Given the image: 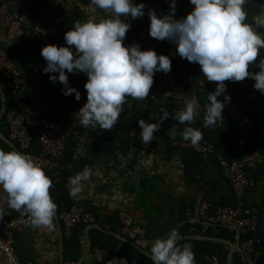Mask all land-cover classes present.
I'll use <instances>...</instances> for the list:
<instances>
[{
  "label": "clouds",
  "instance_id": "obj_1",
  "mask_svg": "<svg viewBox=\"0 0 264 264\" xmlns=\"http://www.w3.org/2000/svg\"><path fill=\"white\" fill-rule=\"evenodd\" d=\"M108 15L100 20L76 21L64 33V44L49 43L41 48L46 61L42 69L50 73L49 79L63 85L64 95L80 91L69 85L68 74L83 72L88 79L84 84L86 102L74 113L85 128L110 131L118 122L127 98L143 100L149 96L154 83V73H168L171 59L152 49H142L138 42L125 45L131 20L145 15L143 0H91ZM194 6L186 16L176 18V0H170L167 13L158 14L149 9V35L156 40H167L176 45L181 58L198 63L201 73L209 82H216L209 92L205 106L204 127H215L223 116L225 103L230 100L225 81L238 82L245 78L254 80L253 87L264 94V14L247 21V0H190ZM260 56L257 62V56ZM258 67V71L250 70ZM58 73V75H57ZM224 93V99L218 97ZM5 96L0 93V110ZM170 113L162 109L157 122L139 119L140 139L145 145L155 139L154 133ZM200 115V105L195 98L172 113L180 124H188L180 135L184 141L196 146L203 134L191 126ZM175 135V130L171 133ZM87 166L68 179L69 196L77 198L90 179ZM52 181L43 167L30 154L0 148V188L6 194L7 206L30 216L33 228L53 229L57 204L50 195ZM7 214L0 207V219ZM181 238L179 228H172L165 237H157L148 252L153 264H196L192 245L177 243ZM108 264H128L125 257H113Z\"/></svg>",
  "mask_w": 264,
  "mask_h": 264
},
{
  "label": "crops",
  "instance_id": "obj_2",
  "mask_svg": "<svg viewBox=\"0 0 264 264\" xmlns=\"http://www.w3.org/2000/svg\"><path fill=\"white\" fill-rule=\"evenodd\" d=\"M3 2L4 0L1 1L0 5ZM7 2V7L10 11L15 9L18 5L16 0H8ZM135 2L139 3L140 0H135ZM143 2L145 4V15L142 18L131 20V27L127 31L123 41L125 45H128V43L132 44L138 42L144 37L145 33L143 32V28L146 29L150 25V19L147 15L149 9H154L158 14L167 13L169 11L170 0H143ZM48 5L51 8L52 3L49 2ZM193 7L194 6L190 3V0H176V18L186 16ZM95 8L100 12H103V10L98 9L97 7ZM249 8L247 21L253 22L254 16L264 14V0H250ZM60 9H62V7H60ZM63 14L64 18H61L62 22L60 24L68 27L69 29L74 22L87 21V18L91 16L87 9L83 6H81V8L78 6H76V8L72 7L68 13L64 10ZM32 22L36 24L33 20ZM36 25L40 26V28L44 31L46 30V34L49 39L48 42H46L44 36L35 33L31 28H28L21 23H16L8 30L5 47L9 50L11 57L19 69L26 72H35L40 74L43 72L42 69L46 66V61L41 55V46L55 42L51 41L46 24L37 23ZM130 39H132L133 42L126 43L127 40ZM163 43H168L172 52L181 59L180 79L175 86V91L177 90L179 94L176 96L175 100L181 109L185 106L186 101L192 98L197 100V92L198 90L205 88L204 85L207 80L203 73H201L200 65L198 63L189 62L186 58H181L176 51V45L174 43L167 40H163ZM71 77V86L76 87L81 94L79 101L75 99L74 93L69 96L70 102L74 105L73 108L76 113L86 102L87 97L84 84L88 77L83 72L71 73ZM165 80H167V82H165ZM169 80V72L166 74L159 71L155 72L154 83L151 89L156 88L166 91L169 87ZM225 113H227V111L224 107L223 114ZM201 114L202 110L200 109V115ZM61 115L65 116V113L62 112ZM139 119H144L146 122H150L151 114L149 111L140 108L133 101V99L129 97L127 98V102L123 105V111L120 114L117 124L110 131L103 130L99 128V126L95 129L83 127V130L80 133L76 131L81 135L84 143L83 149L79 152L77 162L73 167L74 174L82 171L83 168L87 166L91 169V176L90 179L85 182L83 192L74 199L87 201L89 207L94 206L98 208L99 212L102 214H111L115 211H120L122 219L126 220L127 224L131 221L144 223L149 217L156 218L158 216V212L150 207V204L154 203L158 206L162 204V211H166L162 220V222L165 223V221L169 219L178 221L181 217L180 208L186 205H188V208L197 198L210 200L214 203L217 200L225 199L234 193L229 179L228 161L223 160V158L214 151L209 153L207 157L202 158L206 162V167L201 169L195 175L194 179L187 183L184 178L179 159H174L171 162L165 161L162 159V155L158 153L161 149V146L158 144L161 140L160 136L145 145L144 150L147 156H145L146 165L143 166V177H141L138 173V171L141 170V164H139V161L138 164L134 163L133 165L129 164L123 167V162L121 163V161H125L126 159H135V156L137 155L136 152L140 153L144 151L140 146L134 147L132 149L135 153H133L131 149L128 157L122 155L123 153L121 151L123 144L130 142V140L134 141L133 138L135 134L141 131L138 124ZM1 120L0 148H3L5 151L13 150L15 148H13L5 140V137L9 140H11V138L9 136L6 123L5 125H2ZM73 121V126H76V123H79V120L75 117ZM68 123L69 122H67V124ZM1 140L10 145L12 149L5 146ZM21 151L23 152V150ZM153 156L160 159L164 165L155 173L153 171L151 172L150 165V158ZM168 168L170 171L177 170V172H181L182 177H180L179 180L175 178L170 179L168 175L170 171L168 172ZM121 171H125L124 176H122ZM157 173L161 174L159 178L160 184L157 189L158 193H153L152 189L155 187L153 179ZM249 174L251 184L247 190L246 201L252 206L261 205L264 202V183L254 184L252 180L253 171H250ZM169 184L176 188L174 195L178 198H175L172 201H164V198L166 197L164 190H166V187L169 186ZM94 188L100 190L94 191ZM142 188L147 189L143 195ZM166 202L168 203L167 205ZM167 208H170L171 210L168 212ZM11 214L13 216L22 215L21 212L14 209H11ZM259 219L261 220V225L264 227V210L262 211L261 218L259 217ZM54 224L55 227L53 229H48L46 227L33 228L29 224L16 232L15 248L17 254L23 262H31L32 264H62L60 238L56 219ZM181 224L182 223L178 222L175 227H179ZM99 226L102 229H105L100 224ZM83 243L82 253L86 248L85 231ZM95 249L92 251L91 247L90 252L84 257L81 264H99L94 257ZM102 250L109 252L105 249ZM109 253L115 254L116 252ZM77 262H66L64 255L63 264H77Z\"/></svg>",
  "mask_w": 264,
  "mask_h": 264
},
{
  "label": "trees",
  "instance_id": "obj_3",
  "mask_svg": "<svg viewBox=\"0 0 264 264\" xmlns=\"http://www.w3.org/2000/svg\"><path fill=\"white\" fill-rule=\"evenodd\" d=\"M2 0H0L1 3ZM57 2L62 9L69 8L71 5L77 4L83 6L84 8L91 6V0H22L24 6V12H26L30 18L37 24H46L48 33L50 35L51 41L55 42L56 45L64 44V33L69 29L64 25L56 22L55 13L52 16H49V2ZM250 7V4H249ZM60 9V11L62 10ZM250 9V8H249ZM99 13V20L108 15V13L103 14ZM260 33L264 34V28H258ZM142 49L150 48V44L153 45V48L157 54L168 55L171 59V70L169 71V87L168 92L162 91L161 93H154L150 90L149 96L143 100H134L133 101L142 109L149 111L151 114L150 122H157L162 115V109H167L170 113L169 117L162 121L161 127L158 131L154 133L155 138L161 137L159 141V146L161 149L158 151L162 155V159L165 161H173L174 159H179L181 164V169L184 174L186 182H190L194 179L195 175L203 168L206 167V162L200 154L194 151L191 147L182 145L184 141L180 135L181 130L189 126L186 124H180L178 121L172 118L171 114L180 109L176 103L175 98L169 94L172 93L175 86L180 79V64L181 59L176 56L168 43H163V40H156L149 35V26L145 29L144 37L138 41ZM44 46V45H43ZM42 48V46H41ZM41 50V49H40ZM261 55L264 56V50L261 51ZM257 62L260 59V56H257ZM250 70L258 71V67H252ZM45 79V85L43 86V93L46 98L52 101L55 112L56 120H66L69 122L70 129L72 130L71 135L68 139L67 149L63 157L54 161L50 168L44 169L45 173L50 177L52 181L51 191L53 197L55 198V203L57 204V212L60 214L62 210L70 208L72 205H82L86 210L92 212L95 216V222L100 224L105 229L110 230L113 233L123 235L122 229L127 225L126 220H123L121 217L120 211H115L111 214H102L99 212L98 208L94 206H88L87 201L85 200H76L69 196L68 188V179L74 175V165L77 162V158L74 156V146L77 142L76 135L73 132L78 131L79 133L83 130V126L79 123H76V126H73L74 120V108L73 104L70 102V95H64L61 91L63 85L58 81L53 83L49 79L50 73L41 72ZM58 75V73H57ZM4 88L7 94L8 107L7 110L12 108H20L23 103L26 101L23 94L20 93V90L14 88V86L0 74ZM69 85L71 86V73L68 74ZM226 93L230 94L237 101H241L249 107V113L257 118L259 117L260 123L258 126L250 132L246 141L240 145L237 134L234 130V124L229 117L228 112L222 116L220 120L217 121L215 127H204V115H205V106L209 103L208 95L210 91H213L216 87V82H205V88L200 89L197 92V100L202 110V114L192 122L191 126L194 128H199L202 131L203 139H206L214 147V152L218 154L223 160L231 163L234 160H239L245 155L252 152H259L263 155V162L256 165L253 169V182L254 184L264 183V134L261 137V128L264 127V94L253 87L254 80L252 78H245L242 81L232 82L225 81ZM65 113V116L61 115ZM5 117L3 116L1 122L2 125H5ZM73 119V120H72ZM175 130V135L171 133ZM36 135V134H35ZM134 141L126 142L121 147L122 155L125 157L129 156V151L134 147H141L142 150L145 149V144L141 143L140 131L137 132L134 136ZM154 140V139H153ZM2 143L8 148L12 149L10 145L1 140ZM13 141V140H12ZM18 147V143L13 141ZM239 146V147H238ZM40 149V143L38 136H35L34 143L30 152H38ZM28 151H23L27 154ZM132 152L134 150L132 149ZM138 153V152H136ZM133 162L135 160L133 159ZM136 163V162H135ZM122 176H124L125 171H121ZM250 175V174H249ZM160 177L154 176L153 184L154 188L153 193H158V185L160 184ZM149 190V189H148ZM142 195L147 191L146 188H142ZM168 203L166 202V205ZM218 206H229L236 204V196L234 193L229 195L225 199H219L213 203ZM187 206L180 208L181 217L176 220H166V223H163V216L166 211H162L161 207L156 204H150V207L155 209L158 212L156 218L149 217L146 219V222H136L131 221L129 224L131 226L139 225L142 227L143 232L134 234V235H123L128 238L130 241L136 245L144 248L149 252L152 242L157 237H165L167 232L172 228L177 226V223H182L179 225V232L181 236L191 235V234H203L208 237L220 238L223 240L230 241L235 244L234 236L231 232L223 227L210 228L209 230L202 233L200 228L192 230L191 226L186 222L185 211ZM258 210V215L261 218V213L264 210V202L261 205L255 206ZM168 212L171 210L167 208ZM261 220L259 219L258 226V236L260 237V242L258 248L261 251V254L264 258V227L261 225ZM89 223L80 222L76 224L72 229V234L69 237H64V255L66 262L76 263L79 260V257L83 251V236L86 226ZM92 239V251L99 247L105 249L109 252H116L115 254L120 257H125L130 264H153L150 257L142 252L136 245L124 242L119 239L117 236L104 232L100 229H91L90 231ZM150 240V242H149ZM179 245L185 243L191 244L192 249L195 253L196 264L204 263V256L208 253H214L220 258V264H227V258L230 251V246L226 243L216 241V240H200V239H182L177 241ZM233 264H242L241 258L237 251L234 253Z\"/></svg>",
  "mask_w": 264,
  "mask_h": 264
},
{
  "label": "built area",
  "instance_id": "obj_4",
  "mask_svg": "<svg viewBox=\"0 0 264 264\" xmlns=\"http://www.w3.org/2000/svg\"><path fill=\"white\" fill-rule=\"evenodd\" d=\"M7 1L4 0L0 5V74L15 89L20 90L26 101L20 108L7 110L5 122L11 140L16 141L23 151L31 149L35 136H38L40 149L36 153L28 151L27 154H30L43 169H47L54 161L63 157L72 130L66 121L55 119L53 103L43 93L44 77L39 73L19 69L5 47L8 30L16 23L31 28L35 33L44 36L46 42L49 41L46 30L34 24L30 16L24 12L22 0H16L18 5L11 11L7 7ZM249 4L250 0H247L245 7L248 14ZM218 99L223 100L224 93ZM225 108L234 124L239 144L242 145L261 119L253 117L249 113V107L232 96L225 103ZM73 133L77 139L73 148L74 156L77 158L83 149L84 140L78 132ZM263 134L264 127L261 128V137ZM183 145L191 147L202 158L214 151L213 145L206 139H202L196 146H192L189 142H184ZM262 162L263 155L259 152H252L228 164L229 179L236 196L235 205L218 206L210 200L197 198L185 211L186 222L192 230L200 228L204 233L210 228L223 227L231 232L242 264H264V258L258 248L260 242L257 231L258 210L246 201L247 190L251 184L249 172ZM0 207H3L7 213L3 219H0V264H32L23 262L15 248V234L30 224V216L27 214L13 216L11 208L7 206L6 194L2 188H0ZM59 218L63 226L64 237H69L73 227L80 222L89 224L95 222L94 214L81 205H72L62 210ZM142 232V227L138 225L127 224L122 229L123 235ZM94 257L99 264H108L113 257L119 259L115 254L99 248L95 249ZM203 264H220V258L214 253L205 254Z\"/></svg>",
  "mask_w": 264,
  "mask_h": 264
},
{
  "label": "rangeland",
  "instance_id": "obj_5",
  "mask_svg": "<svg viewBox=\"0 0 264 264\" xmlns=\"http://www.w3.org/2000/svg\"><path fill=\"white\" fill-rule=\"evenodd\" d=\"M52 3V5H51V8H50V10H49V15L50 16H52L54 13H55V20H56V22H58V23H61L62 22V20H61V18L63 19L64 18V14H63V11L65 10L67 13L69 12V10H70V8H76V7H74L75 5H71V6H69V8H64V10H61L60 11V5L57 3V2H55V1H52L51 2ZM76 6H78V7H80L81 8V5H79V4H77ZM96 6H94L93 4H91V6L90 7H87L86 9H87V11L90 13V15L91 16H89V18H87V20H99V13L97 14V11L98 12H100L99 10H97L96 8H95ZM99 9V8H98ZM101 13H103V14H106L104 11L103 12H101ZM143 32L145 33V29L143 28ZM142 32V34L144 35V33ZM143 35H141V36H143ZM141 39V38H140ZM132 39H130V40H127V42L126 43H128V42H133V40L131 41ZM127 45V44H126ZM128 45H129V43H128ZM150 48H153V45L152 44H150V46H149ZM165 82H167V80H165ZM152 92H154V93H160L162 90H160V89H150ZM165 90V89H164ZM167 92H168V88H167V90H166ZM169 94H171L174 98H176V96H178L179 94H178V92H177V90L175 91V88H174V90H173V92L172 93H169ZM139 153V152H138ZM137 153V155L135 156V162L138 164V161H139V164H141L140 166H141V170H139L138 171V173L140 174V176L141 177H143V171H144V167L143 166H145L146 164H145V162H146V160H145V156H147V154L145 153V150L143 151V152H140L139 154ZM123 159V158H122ZM150 160H151V172L153 171L154 173L157 171V170H159L161 167H163L164 165H163V163L161 162V160L160 159H158V158H156V157H152V158H150ZM123 162V167L124 166H127V165H129V164H134L135 162H133V159H131V160H129V159H126L125 161H121V163ZM172 168V167H171ZM174 169H176V168H174ZM170 171V169L168 168V172ZM167 174V173H166ZM169 177H170V179L171 178H175V179H180V177H182V173L181 172H177V170H174V171H170L169 172ZM179 177H178V176ZM157 176H161V174H156L155 175V177H157ZM174 180V179H173ZM94 191H98V190H100V189H97V188H94L93 189ZM176 191V188L172 185L171 186V184H169V186H167L166 187V190H164V194L166 195V197L164 198V201H172V200H174L175 198H178V197H176L175 195H174V192ZM161 208H162V204L161 205H159ZM152 210V209H151ZM154 214V213H153ZM166 223V222H165Z\"/></svg>",
  "mask_w": 264,
  "mask_h": 264
},
{
  "label": "water",
  "instance_id": "obj_6",
  "mask_svg": "<svg viewBox=\"0 0 264 264\" xmlns=\"http://www.w3.org/2000/svg\"><path fill=\"white\" fill-rule=\"evenodd\" d=\"M0 93H2L4 96H5V102L3 104V109L0 110V120L3 118V116L5 115L6 111H7V107H8V102H7V94H6V91H5V88H4V85H3V81H2V78L0 76ZM5 140L13 147L15 148L16 150L22 152L11 140H9L7 137H5ZM23 153V152H22ZM50 195L52 197V199L54 200L55 202V198L53 197V194H52V191H51V188H50ZM56 222H57V227H58V232H59V238H60V252H61V263L63 264L64 262V233H63V228H62V223L60 221V218H59V214L58 212H56ZM92 228H99V229H102L99 224L97 223H94V224H89L87 227H86V230H85V240H86V248L84 250V252L82 253L80 259L78 260L77 264H81L84 257L90 252L91 250V247H92V240L90 238V229ZM103 231L107 232V233H110V234H113L115 236H117L118 238H120L122 241L124 242H127V243H130L132 245H136L135 243H133L132 241H130L128 238H126L125 236L123 235H120V234H117V233H113L109 230H106V229H102ZM182 239H200V240H216V241H220V242H223V243H226L230 246V251H229V254H228V258H227V264H233V257H234V253L236 251V246L234 243L230 242V241H227V240H223V239H220V238H213V237H208V236H205L203 234H191V235H186V236H181V238L179 240H182ZM178 240V241H179ZM142 252H144L147 256L148 255V252L136 245ZM150 257V256H149Z\"/></svg>",
  "mask_w": 264,
  "mask_h": 264
}]
</instances>
